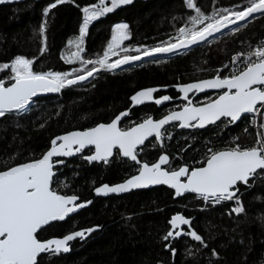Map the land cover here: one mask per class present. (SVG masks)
<instances>
[{
    "label": "trees",
    "instance_id": "1",
    "mask_svg": "<svg viewBox=\"0 0 264 264\" xmlns=\"http://www.w3.org/2000/svg\"><path fill=\"white\" fill-rule=\"evenodd\" d=\"M52 2L27 1L0 7V63L23 55L36 58L35 71H71L73 67H80L79 62L65 63L61 56L70 50L68 40L79 34L80 7L97 0H75L74 3L66 0L51 9L45 18L43 10ZM195 3L203 13L210 15L213 9L231 8L242 0H195ZM195 14L185 0L136 2L93 22L84 37L82 56L95 58L102 54L114 24L129 25V39L124 46L132 49L129 54H135L137 46H156L175 36L177 29L187 23L189 15ZM45 20L43 37H46L47 50L41 54L43 38L39 29ZM262 40L264 17L259 16L239 27V31L227 32L173 58L158 60V63L148 61L120 72L101 70L88 83L64 88L56 96L40 97L27 113L0 119V170L40 158L57 135L110 122L116 114L130 108V97L139 90L172 88L210 79L219 74L232 55L247 52L249 45L255 46ZM7 71L0 72L6 85L10 83L5 75ZM163 95L171 99L162 106L151 103L133 109L121 126H131L132 122H141L149 116L160 119L186 104L178 100L180 93L173 88L159 92L155 98ZM216 97L203 95L194 103L200 105ZM262 121L264 117H260L259 123ZM167 129L170 138L165 134L163 146L154 139L139 152L142 162L152 163L166 154L170 168L200 166L198 162L204 159L207 147L223 149L236 137L239 140L235 142L251 146L257 132L250 117L237 125L211 126L203 131H180L177 126ZM88 154L90 151L57 168L52 187L61 193H75L81 201L91 200L92 204L65 222L48 227L43 238H59L70 231L99 227L84 242L73 243L69 254L46 257L43 264H264V179L241 186L238 195L245 211L240 214L231 211L233 203L211 206L193 195L175 198L174 192L166 187L96 198L95 187L123 182L136 174L138 165L117 155L108 164L91 165L82 158ZM177 213L190 218L191 229L203 237L207 247L183 234L170 241L163 239L171 228L168 221ZM182 227L188 230L187 225ZM165 244H170V248ZM171 248H175V255ZM213 249L218 255H212Z\"/></svg>",
    "mask_w": 264,
    "mask_h": 264
},
{
    "label": "snow or ice",
    "instance_id": "2",
    "mask_svg": "<svg viewBox=\"0 0 264 264\" xmlns=\"http://www.w3.org/2000/svg\"><path fill=\"white\" fill-rule=\"evenodd\" d=\"M6 2L7 0H0V4ZM65 2L66 0H53L44 8L43 16L47 18L51 9ZM132 2L133 0H97L96 3L83 7L77 5L82 13L79 34L68 40L70 50L61 59L67 64L79 62V68L73 67L71 71H35L33 65L36 58L23 55H16L11 61L0 63V71L8 70L5 75L10 81L6 85L5 79L0 78V119L27 113L34 102L33 98L40 93H59L66 87L93 77L101 70H124L122 66L142 62L144 58L158 63V55L178 54L191 46L209 42L222 30L239 31L237 22L246 25L256 16L264 17V0H242L241 4H235L231 8L213 9L210 15L203 13L195 0H185L186 6L196 14L189 15L187 23L179 27L176 35L170 36L167 41H161L152 47L137 46L135 54H129L132 49L123 43L129 39V25L117 23L112 26L111 38L102 54H97L95 58H84V37L89 26L106 14ZM46 22L45 20L39 29L43 38L41 54L47 50L44 43L46 37H43ZM111 57L116 59L112 60ZM231 63L232 71L227 76L222 77L217 72L210 79L175 85L187 101L178 111H169L155 120L149 116L141 122H132L131 126L122 127V118L129 116V111L124 110L111 118L110 122L96 123L83 130L57 135L51 139L50 147L40 158L0 170V264H43L46 257L69 252L71 241L76 238L83 240L99 227L97 225L70 231L59 238H43L48 227L56 226L54 222H64L79 209L92 203L91 200L81 201L75 193H61L52 187L54 167L65 163L63 159L53 158L70 157L81 153L85 148H89L91 154L82 158L88 162L108 164L115 150L117 156L138 165L136 174L122 183L95 187L96 195L107 196L110 193L118 194L152 185H168L175 190L176 196L192 193L212 204L234 201L236 206L231 211L243 213L245 209L238 195L241 186H250L258 178L264 179V131L256 132L255 142L251 146L235 142L239 140L236 137L232 144L223 149L207 147L204 159L198 162L200 166L162 167L169 164L166 154L160 155L152 163L138 159L139 151H143L139 146L144 145L149 137L159 141L168 134L170 138L165 125L176 127L174 122H179L178 126L181 128L203 129L208 125L219 128L221 125L234 124L244 114L264 117V40L255 46L249 45L246 53L240 52L232 56ZM88 65L91 67H87ZM205 89L220 91L215 99L194 105L189 99V93ZM156 91L155 88L139 90L130 100L133 105L153 100L156 105H160L171 99L167 95L154 98L153 93ZM252 122L257 123L255 118ZM257 127L264 129V121ZM168 223L171 228L163 236L165 241L183 234L207 247L203 237L191 229L190 218L177 213ZM184 225L188 226V230L182 227ZM165 247L170 248V244H165ZM171 251L175 255V248H171ZM212 255H218L214 249Z\"/></svg>",
    "mask_w": 264,
    "mask_h": 264
},
{
    "label": "water",
    "instance_id": "3",
    "mask_svg": "<svg viewBox=\"0 0 264 264\" xmlns=\"http://www.w3.org/2000/svg\"><path fill=\"white\" fill-rule=\"evenodd\" d=\"M27 1H37V2H40V1H43V0H7L6 3H4V4H0V7H1V6H6V5H16V4H21V3H25V2H27ZM148 1H151V0H133V2H132L131 4H129V5H123V6L119 7V8H117V9H115L113 12L106 14V16L109 15V14H113V13L119 11V10H122V9H125V8H128V7H131V6L134 5L136 2H148ZM106 2H107V0H106ZM257 17H259V16H256L255 18H257ZM255 18H253V19H255ZM253 19L249 20V22H251ZM249 22H248V23H249ZM248 23H247V24H248ZM247 24H246V25H247ZM244 25H245V24H244L243 22H237V25H236V26L241 27V26H244ZM236 26H230V27H236ZM227 32H230V31H228V30H222L221 33H217V34H215V38H214V39H211L209 42H211V41H213V40H215V39L221 37L222 35H224V34L227 33ZM209 42H207V43H209ZM207 43H201V44H199V45L191 46L190 48L185 49V50H182L180 53H178V54H174V55H169V56H160V55H158V56L156 57V59H157V60H166V59H170V58H173V57L178 56V55H180V54H183V53L189 52V51H191V50H194V49H196V48L202 47V46H204V45L207 44ZM148 61H151V59H150V58H144L142 62H133L131 65H125V66H122V69L127 70V69H130V68H133V67L139 66V65H141V64H143V63H145V62H148ZM124 70L117 69V70H115V71L120 72V71H124ZM96 74H97V73H95V74L93 75V77H89L88 79H86V80L83 81V82H78L77 85H81V84H85V83L90 82V81L94 78V76H95ZM77 85H75V86H77ZM71 87H73V86H71ZM66 88H68V87H66ZM154 88L157 89V91L153 93V97H154V98H155V96H156L159 92H166V91H168V90H170V89H172V88L175 89V90H177L178 93H180V92H179V89H178L177 87H172V88H171V87H170V88L154 87ZM62 90H63V89H62ZM62 90H61V91H62ZM219 91H220V90H217V89H205V90L202 91V92H192V93H189V99H191L192 102H193V104L195 105L194 100H195L196 98H198V97H200V96H203V95H207V94H214V95H217V96H218ZM59 93H60V92H59ZM59 93H40V94H38L36 97L33 98V101L36 100V99H38V98H40V97H51V96H56V95H58ZM178 100L187 103V101H185V100L183 99V94H182V93H180V97L178 98ZM151 103L155 104L154 100H153V101H145L143 104H140V105H133L132 102H131V106H130V108L127 109V110L129 111V116H130V114H131V112H132L133 109H136V108H138V107H141V106H144V105H148V104H151ZM165 103H166V101H163V102H162L160 105H158V106H162V105L165 104ZM32 104H33V103H32ZM32 104H31V105H32ZM179 110H180V109H179ZM177 111H178V110H177ZM250 115H251V114H244V115H242L241 119H240L239 121L235 122V123L232 124V125H237V124H239L244 118H246V117H248V116H250ZM129 116H128V117H129ZM128 117H126V118H122L121 125H122V123H123ZM152 118L155 120L154 117H152ZM174 123L177 125V128H178V130H180V131H203V130L208 129V128L211 127V126H215V125H208V126H206L205 128H203V129H199V128H181V127L178 126L179 122H174ZM217 123L219 124V122H217ZM169 127H172V126H171V125H165V128H169ZM154 139H155L154 137H149L147 140H145L144 145L139 146V148H142V149H143V148L146 146L147 143L151 142V141L154 140ZM86 151H89V148H85L81 153H76L75 155L70 156V157H59V158H55V157H54V158H53L54 160H55V159H63V160L65 161L64 164H62V165H56V166L54 167V172H55L54 177L57 175V171L55 170L56 168H59V167L64 166L69 160H72V159H75V158H77V157L82 156ZM139 152H140V151H139ZM115 155H116V152H115V150H114L113 157L109 158V161L112 160V159L114 158ZM120 157H121V156H120ZM121 158H122L123 160H127V161H129V162L135 164V162H133V161H131V160H128L127 158H124V157H121ZM138 159H139V153H138ZM85 161H86V160H85ZM86 162H88V161H86ZM88 163L92 165V164H102L103 162H96V161H93V162H88ZM169 164H170V160H169ZM169 164H168V165H162V167H168ZM53 180H54V178H53ZM121 183H122V182H121ZM157 187H166V188H168L169 190H171V191H173V192L175 191L174 189L170 188L168 185H152V186H148V187H146V188L131 189V190L127 191V192H122V193H118V194H116V193H110V194H108L107 196H104V195H96V194H95V197H96V198H108V197H116V196H117V197H120V196H123V195L130 194V193H132V192L142 191V190H149V189H153V188H157ZM187 195H193V196H196L195 194H192V193H184V194L181 195V196H176V195H175V198H183V197H185V196H187ZM91 204H92V203H91ZM91 204H90V205H91ZM90 205H87L86 207H84V208H82V209H79L76 213L72 214L71 217L77 215V214L80 213L82 210H84V209L90 207ZM71 217H70V218H71ZM68 219H69V218H68ZM68 219H66V220H68ZM64 222H65V221H64ZM54 223H62V222H54ZM46 227H47V226H46ZM96 231H97V229H96L95 231H93L92 233L88 234V235L86 236V238L83 239V240H81L80 238H76V239H74L73 241L70 242V251L67 252V253H63V252H61L60 254H64V255L69 254V253L71 252V244H73V243H75V242H77V241L84 242L85 240H87V239H88L93 233H95Z\"/></svg>",
    "mask_w": 264,
    "mask_h": 264
},
{
    "label": "built area",
    "instance_id": "4",
    "mask_svg": "<svg viewBox=\"0 0 264 264\" xmlns=\"http://www.w3.org/2000/svg\"><path fill=\"white\" fill-rule=\"evenodd\" d=\"M245 53H246V52H245ZM234 55H236V54H234ZM234 55H232V56H234ZM232 56H231V57H232ZM241 59H243V57H241ZM225 65H227V67H224ZM225 65L220 69V71H219V75H221L223 72L225 73V76H227V75L230 74V72L232 71L231 58L226 62ZM239 66L242 67V65H239ZM257 116H258V118L260 117L258 114H257ZM248 117H250L251 124H252L253 127H254V123L252 122V121H253V115L251 114V115L248 116ZM165 138H166V136L164 135L163 138H162L161 140H159V141L156 140V141H157L160 145L163 146ZM197 198H198V197H197ZM198 199L201 200L200 198H198ZM202 201H203V200H202ZM203 202H204L205 205H211V206H219V205L227 204V203H233V208L236 206V204H235L234 201H222V202H220L219 204H212L211 202H205V201H203Z\"/></svg>",
    "mask_w": 264,
    "mask_h": 264
},
{
    "label": "rangeland",
    "instance_id": "5",
    "mask_svg": "<svg viewBox=\"0 0 264 264\" xmlns=\"http://www.w3.org/2000/svg\"><path fill=\"white\" fill-rule=\"evenodd\" d=\"M94 22H95V21H94ZM125 41H126V40H125ZM125 41H124V42H125ZM124 42H123V43H124ZM121 54H123V53H121ZM114 58L116 59V57H111V59H114ZM0 72H1V71H0ZM253 118H255V120L257 121V123H256V124H254V127H255V129H257V131H259V130H260V128H258V127H257V125L259 124L260 117L258 118V116H257V115H255V117H253Z\"/></svg>",
    "mask_w": 264,
    "mask_h": 264
},
{
    "label": "flooded vegetation",
    "instance_id": "6",
    "mask_svg": "<svg viewBox=\"0 0 264 264\" xmlns=\"http://www.w3.org/2000/svg\"><path fill=\"white\" fill-rule=\"evenodd\" d=\"M56 169H57V168H56ZM56 169H55V170H56ZM71 248H72V244H71Z\"/></svg>",
    "mask_w": 264,
    "mask_h": 264
},
{
    "label": "bare ground",
    "instance_id": "7",
    "mask_svg": "<svg viewBox=\"0 0 264 264\" xmlns=\"http://www.w3.org/2000/svg\"><path fill=\"white\" fill-rule=\"evenodd\" d=\"M226 64V63H225ZM158 143V142H157ZM159 144V143H158ZM160 145V144H159ZM172 165V164H171Z\"/></svg>",
    "mask_w": 264,
    "mask_h": 264
}]
</instances>
